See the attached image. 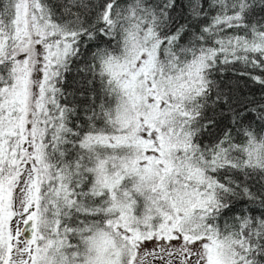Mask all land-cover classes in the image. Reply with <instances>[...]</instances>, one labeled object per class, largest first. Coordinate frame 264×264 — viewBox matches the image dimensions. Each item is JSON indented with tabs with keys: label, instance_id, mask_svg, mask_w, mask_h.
Masks as SVG:
<instances>
[{
	"label": "snow or ice",
	"instance_id": "snow-or-ice-1",
	"mask_svg": "<svg viewBox=\"0 0 264 264\" xmlns=\"http://www.w3.org/2000/svg\"><path fill=\"white\" fill-rule=\"evenodd\" d=\"M0 264H264V0H0Z\"/></svg>",
	"mask_w": 264,
	"mask_h": 264
}]
</instances>
